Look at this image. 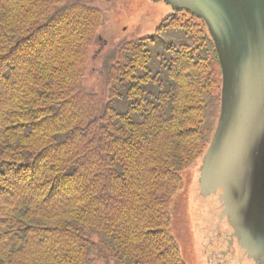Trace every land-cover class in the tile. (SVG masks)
I'll return each mask as SVG.
<instances>
[{
  "label": "trees",
  "instance_id": "1",
  "mask_svg": "<svg viewBox=\"0 0 264 264\" xmlns=\"http://www.w3.org/2000/svg\"><path fill=\"white\" fill-rule=\"evenodd\" d=\"M118 4L0 0V264H187L172 204L218 126L219 52L180 10L92 66Z\"/></svg>",
  "mask_w": 264,
  "mask_h": 264
},
{
  "label": "water",
  "instance_id": "2",
  "mask_svg": "<svg viewBox=\"0 0 264 264\" xmlns=\"http://www.w3.org/2000/svg\"><path fill=\"white\" fill-rule=\"evenodd\" d=\"M164 1L204 19L216 42L225 83L202 187L222 189L233 236L264 264V0Z\"/></svg>",
  "mask_w": 264,
  "mask_h": 264
},
{
  "label": "rangeland",
  "instance_id": "3",
  "mask_svg": "<svg viewBox=\"0 0 264 264\" xmlns=\"http://www.w3.org/2000/svg\"><path fill=\"white\" fill-rule=\"evenodd\" d=\"M173 12L172 6L164 0H119L111 19L99 33L93 47L92 66L96 60L99 61L101 52L106 47L120 39L156 34L162 19ZM161 38L164 42H169L183 40L184 36L180 30L171 29ZM221 79L223 94L224 73ZM210 148L211 144L205 155L199 157L183 173L184 188L177 193L172 204L174 234L187 264H259L246 254L237 239V246L231 252L226 256L220 253L227 249V238L233 228L228 223L229 217L224 214L222 189L211 194L203 191L201 181L205 158Z\"/></svg>",
  "mask_w": 264,
  "mask_h": 264
},
{
  "label": "flooded vegetation",
  "instance_id": "4",
  "mask_svg": "<svg viewBox=\"0 0 264 264\" xmlns=\"http://www.w3.org/2000/svg\"><path fill=\"white\" fill-rule=\"evenodd\" d=\"M225 209V208H224ZM227 216V215H226ZM229 223V222H228ZM229 225H230V227H232L231 226V224L229 223ZM233 228V227H232ZM233 231H231L232 233H230V236H229V238H227V241H228V245H227V249L225 250V251H221L220 253L222 254V255H225L226 256V254L230 251H232V249H233V247H236L237 246V244H236V242H235V239H237V237L236 236H233L234 235V229H232ZM237 241H238V239H237ZM234 243V244H233ZM239 243V242H238ZM239 245V244H238Z\"/></svg>",
  "mask_w": 264,
  "mask_h": 264
}]
</instances>
